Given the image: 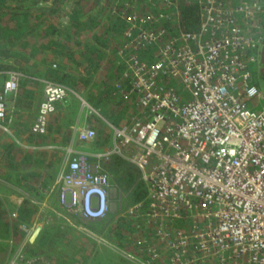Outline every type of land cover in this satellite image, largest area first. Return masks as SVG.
I'll use <instances>...</instances> for the list:
<instances>
[{"label": "built area", "instance_id": "2783aa9c", "mask_svg": "<svg viewBox=\"0 0 264 264\" xmlns=\"http://www.w3.org/2000/svg\"><path fill=\"white\" fill-rule=\"evenodd\" d=\"M196 1L197 28L172 34L163 22L178 23L174 0H161L155 13L125 14L117 48L123 69L113 93L135 110L120 124L103 118L112 130L109 145L65 147L55 180L58 201L83 218H104L111 184L102 164L120 155L137 166L147 190L127 211L142 212L153 229L136 238L139 254L124 255L138 264H264V104L258 106L264 92L251 69L264 4ZM4 72L0 129L10 132L6 94L21 73ZM42 81L30 125L37 134L47 131L56 103L71 91ZM72 129L80 141L96 137L92 125Z\"/></svg>", "mask_w": 264, "mask_h": 264}, {"label": "trees", "instance_id": "16d2710c", "mask_svg": "<svg viewBox=\"0 0 264 264\" xmlns=\"http://www.w3.org/2000/svg\"><path fill=\"white\" fill-rule=\"evenodd\" d=\"M174 1L179 12L178 23L169 19L163 25L171 27L170 32L197 28L199 3ZM260 3L264 4V0ZM161 8V0H0V90L7 77L5 70L21 73L16 89L6 94V98L14 106L33 113V100L38 97L41 78L61 82L71 90L56 103L48 118L47 133H33L29 128V131L23 130L22 136L12 137L0 130V180L5 182H0L1 238L14 240L24 236L17 222L32 223L37 209V203L23 195L22 199L12 201L11 194L16 190L6 184L39 199L47 196L51 204L53 198L56 202V188L50 189V186L55 182L63 155L46 144H67L70 125L81 108V98L111 122H123L127 103L113 93L112 83L123 69L116 51L127 23L124 16L131 12L155 13ZM257 18L261 23V38L255 47V75L264 92V7ZM87 120L97 129L93 142L98 146L109 143L111 133L106 123L95 112H89ZM28 144L35 146L29 148ZM102 165L118 189L130 199L129 206L146 196V185L135 164L114 155ZM16 206L18 216L11 217ZM116 217L114 221L111 218L110 225L106 224L109 227L104 231L105 236L111 238L113 227L122 234L117 238L119 245L126 244L128 238L123 237L129 230L133 233L130 246L136 248V238L147 231L144 220H139L137 214H134L137 223L120 217L127 219L126 224L118 222ZM137 250L134 252L138 253Z\"/></svg>", "mask_w": 264, "mask_h": 264}, {"label": "crops", "instance_id": "0c3cea01", "mask_svg": "<svg viewBox=\"0 0 264 264\" xmlns=\"http://www.w3.org/2000/svg\"><path fill=\"white\" fill-rule=\"evenodd\" d=\"M170 28L171 27H167V34L178 32V29L174 32H170ZM117 59L119 60L118 57ZM42 79L43 78L40 79L42 82L40 88L39 90L37 89L38 97L33 100V104H35L33 113H29L28 110H25L21 106H14L12 101L6 98V123L10 129V132H8L10 136L17 137L23 130L29 131L30 125L37 112L38 103L43 97ZM81 100L84 99L81 98ZM81 109L87 111L84 121H88L89 111L82 102L81 108L78 110L74 121L70 125L71 134L67 144L60 145L49 141L50 143L46 144L47 147L53 146L52 148L58 149L63 156L65 147L69 143L77 149H84L86 147V143H89V141L78 140L76 132L72 129V125L75 123L83 125V123H80ZM127 112L126 110V117ZM98 116L107 124L103 119L106 118L103 113ZM88 125L91 124L88 123ZM95 130L97 129L95 128ZM27 146L32 148L35 145L28 144ZM53 188H56L57 191L55 182L50 186V189ZM117 189V185L115 183L112 184L109 189V194L115 196L118 191ZM56 198V204H51L47 196L40 199V204H37L32 223H28L27 221L17 222L20 224L24 236L15 238L14 240H9L7 237H0V246H3L0 247L2 248L0 250V264H138L124 255L123 251L134 253V249H138L137 254H139L141 252L139 246L131 248V241H129V239L126 240V244L120 243L119 245L118 240L114 239V237H117L114 233L111 234V238L105 236L104 231L109 227L111 218L112 221L115 220L111 213L110 217L106 216L104 219H86L78 212L67 209L65 206L61 205L58 201L57 193ZM12 212H16L17 214L15 216L11 215V217L18 216L17 206L13 208ZM109 218L110 221L107 222ZM108 223L109 225H106ZM36 226H39L37 233L34 237H31Z\"/></svg>", "mask_w": 264, "mask_h": 264}, {"label": "rangeland", "instance_id": "374dc122", "mask_svg": "<svg viewBox=\"0 0 264 264\" xmlns=\"http://www.w3.org/2000/svg\"><path fill=\"white\" fill-rule=\"evenodd\" d=\"M256 64V63H255ZM251 69L253 70V74H254V79H255V82H256V75H255V65L254 66H252L251 67ZM256 84L258 85V83L256 82ZM259 86V85H258ZM67 96V95H66ZM65 96V97H66ZM64 97V98H65ZM63 98V99H64ZM63 99H61V100H63ZM60 100V101H61ZM257 101V100H256ZM264 104V99H260V102H259V105L258 106H260V105H263ZM126 110L127 111H133V110H135V108H134V106L133 105H131V106H126ZM82 110V113H81V119H80V123H83V125H87L88 123L86 122V120L84 121V119L86 118V113H87V111H85L84 109H81ZM98 115V114H97ZM126 117V116H125ZM79 123V122H78ZM79 125V124H78ZM106 128L108 129V131H109V133H111V128L106 124ZM0 130H2V129H0ZM2 131H4V130H2ZM97 131V130H96ZM4 133L7 135L8 134V132L7 131H4ZM97 133V132H96ZM9 135V134H8ZM94 141V139L93 140H91V141H89V143H86V149H100V148H102V147H104V146H106V145H109L110 144V142H111V140H110V142L109 143H106V144H103V145H101V146H98L95 142H93ZM84 148V149H85ZM110 178H111V182H110V184L112 185V184H114V180L112 179V176L110 175ZM0 182L1 183H5V182H3V181H1L0 180ZM6 185H8L9 187H11V188H13V190H16V195L15 194H11V200L13 201H17V200H20V199H22V195L23 196H26V197H28L29 199H31V201H33V202H35V203H37V204H40V199L38 198V196H36V195H34V194H27V193H24V192H22V191H20L19 189H17L15 186H13V185H11V184H6ZM1 187V186H0ZM1 189V188H0ZM118 191H117V193H116V195L115 196H111L110 195V206H109V210H108V212H107V214H106V216H109L110 217V213L112 214V217L113 216H118V219H116L118 222H121V221H123V222H121V223H128L127 222V219L126 218H128V219H130L131 221H136V219H137V217L139 218V220H144V216H143V214H142V212H137L136 214H137V217L135 218L134 217V214H127V212H126V210L128 209V207H129V204H130V199H128V196H126L123 192L124 191H122V190H120V189H117ZM20 192V193H18V192ZM51 202H52V204H56L57 202H55V199L53 198L52 200H51ZM114 209V210H113ZM139 214V215H138ZM12 215V214H11ZM105 216V217H106ZM104 217V218H105ZM120 217H126V218H120ZM104 218H102V219H104ZM117 218V217H116ZM115 219V218H114ZM126 221V222H125ZM136 223H137V221H136ZM139 225H140V223H138ZM145 225L146 226H144V228L145 229H147V231L144 233V236H150V235H152V231H153V229H152V226H150V224L146 221L145 222ZM111 231L114 233V234H116L117 235V237H114V239H117L118 237H121L122 236V234H118L117 233V231L115 230V228L113 229V227H112V229H111ZM133 233H131V231L129 232V230L126 232V235L123 237V238H128L129 240H130V236L132 235Z\"/></svg>", "mask_w": 264, "mask_h": 264}, {"label": "water", "instance_id": "95a60500", "mask_svg": "<svg viewBox=\"0 0 264 264\" xmlns=\"http://www.w3.org/2000/svg\"><path fill=\"white\" fill-rule=\"evenodd\" d=\"M38 227L39 226H36V228L34 229V231L31 234V237H34L35 236V234L37 233Z\"/></svg>", "mask_w": 264, "mask_h": 264}, {"label": "clouds", "instance_id": "9594fccd", "mask_svg": "<svg viewBox=\"0 0 264 264\" xmlns=\"http://www.w3.org/2000/svg\"><path fill=\"white\" fill-rule=\"evenodd\" d=\"M15 89H16V88H15ZM15 89H14V90H15ZM12 91H13V90H12Z\"/></svg>", "mask_w": 264, "mask_h": 264}]
</instances>
